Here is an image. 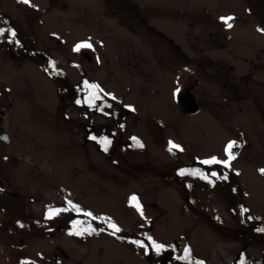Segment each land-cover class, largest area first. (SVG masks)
<instances>
[{
  "label": "flooded vegetation",
  "instance_id": "1",
  "mask_svg": "<svg viewBox=\"0 0 264 264\" xmlns=\"http://www.w3.org/2000/svg\"><path fill=\"white\" fill-rule=\"evenodd\" d=\"M103 1L106 7L110 6L109 2L112 3L111 0ZM225 1L230 4L228 8L231 7V9L222 10V13L215 18L208 14L200 17L188 14L171 16L187 19L189 25H192L195 19L197 32L199 31L198 35L197 32L194 33L197 42H200L202 37L206 39L205 33L215 34L216 39L213 41L216 47L234 51L232 53L237 63L246 66V70L242 73H230L235 69L234 65L226 64L219 58H206L201 55L199 59L218 66L217 73L223 77L228 87L230 84L233 87L237 85L241 93L236 100L248 99L250 113L256 117V84L260 81L256 77L257 66L264 65V31H262L264 29V0ZM3 2L0 1V6ZM28 5L24 3L25 8L17 11L0 9V30L2 29L0 48L9 49L8 65L21 67L25 72L27 68H30L37 74L41 73V76L34 79L29 75L26 78L20 76L19 82L0 81V264H3V260L7 264H69L71 260L68 259V253L95 252L101 255L104 248L111 253H120L96 240L103 233L100 228L105 230L103 224H107L102 218L105 211L98 210L96 205V160L98 156L102 160L121 165V162L128 159L125 151L135 142L142 144L141 139L137 138L134 133L128 132L129 137L123 139L124 133L128 130L126 119H129L131 112L136 118H141L142 124L148 131L164 128L161 120L163 117L159 109L160 92L156 89L157 84L149 85L143 79L135 84L137 90L134 91L133 85L125 83L128 74L117 73L118 71L113 69L109 72L118 80H110L113 83L105 85L106 94L103 96L100 94L101 88L96 82L95 72L91 77L82 74L81 78L73 81L75 76L68 71L70 68L66 69L62 66L58 56L54 53L61 46L68 49L62 39L58 40L56 32H49L52 42L41 45L42 48H35V45H31L33 42L31 25L36 16L29 14ZM204 8L208 9L207 6ZM98 13L101 15H93L95 24L106 31L105 34L96 33L94 36L99 46H107L105 41L113 38L117 33L116 30L119 28L116 27H122L123 31L117 33L123 35L122 40L124 36L130 35L131 38H139L143 45L156 47V51L160 48L158 47L159 41L163 40L169 45L170 52L178 57L170 61H176L177 64V61L188 59L181 58L186 53L181 47V42L178 41L183 35L185 39L183 45H186L187 40L192 37L187 32L188 26L177 27V36H174L162 32L158 26L161 25V15L150 10L107 9ZM227 16L234 17L231 21V28H228L220 19ZM167 17L170 18V16ZM97 18H106V21L98 24ZM13 31L15 36L12 35ZM238 45L243 46V52L237 49ZM122 51L124 53L122 60L125 63L132 61L135 64L140 52L130 48L128 41L127 47ZM76 52L77 54L82 53L93 62V69L97 67L94 65L97 57L93 50L92 54L81 48ZM85 52L89 55H85ZM155 52L152 54L154 55ZM104 59L107 64L110 62L108 58L104 57ZM159 61L160 59L157 60L156 65ZM205 62H202V65ZM33 64L38 65L39 68H35ZM66 64L71 65L70 67H79L80 59H69ZM182 65L185 66L184 62H181L180 66ZM216 69L215 67L213 72ZM202 70L204 74H207L206 66H203ZM152 76L155 78L154 75ZM169 76L170 94L163 95V98L171 102L169 107L174 110L168 116L174 128L179 119L187 122L185 125L188 127L189 118H184L186 114L190 116L202 112V121L224 129L226 115L224 104L216 102L215 106L214 103L211 106L212 104L209 105L205 99L200 103V100L192 93L191 86L187 84L190 76L181 79L180 74L175 73V69L173 75ZM148 79L149 82H155L154 79L149 77ZM119 81L122 83H118ZM8 83L16 85L13 87ZM123 89L133 90V92L125 95ZM140 100L142 103L145 102L143 109L139 106ZM136 109L142 112L141 116L135 113ZM36 110L41 113L38 117L34 115ZM175 110L179 112L177 117ZM31 119L37 121L45 130H49L48 134L43 135L45 131L41 132V128L33 133L31 130L26 133L17 132L22 129L24 120ZM237 120L239 117L238 119L232 118L228 114V124L235 127L236 132L221 138L216 151L214 149L205 155L206 158L215 157L220 161L229 160L226 146L229 142L235 141L236 144L231 150L235 158L230 160V165L203 163L210 165L208 168L188 170L182 164L175 163L173 176H182L181 173L187 176L188 172H191L195 177H201L202 182L199 187L202 189L221 187L231 195L239 193L240 188L235 185L239 167L234 162H239L241 151L246 150V147L251 144L246 128L253 132V126L250 122L249 127L245 128V121L239 120L241 123L239 127ZM183 132L188 133L184 130ZM172 143L180 146L172 148L175 154L184 150L183 143L176 141ZM251 156L253 154H250V158ZM79 158L83 159L82 174L76 170V161ZM261 169L264 167L261 166ZM99 172V178L113 180L111 178L114 173L111 171L101 169ZM259 172L264 175L260 170ZM213 173L216 175H212ZM224 176L227 179H223ZM185 182L187 189L192 190L195 181ZM101 190L105 189L101 188ZM236 206V211L230 215L231 218L238 222H236L238 229L248 231L246 236L250 241H258V249L252 252L244 249L242 253L240 248L237 253H233L231 258L222 260L221 264H264V230H261L264 229V219L247 213L242 209L243 204L240 201H237ZM154 216L156 217L155 213ZM146 219L149 221L151 217L147 216ZM205 220L210 225L217 226L219 231L226 227L223 220L219 221L213 217ZM149 222H152V219ZM151 226L152 223L142 226L143 231H140L142 233L136 237L141 249L138 253L144 257L140 264H214L202 255L192 254L196 251L191 249V244L184 233H179V239L173 238L157 251L156 245L161 244L157 236L155 242L148 237ZM133 231L136 232L135 229ZM114 232L117 231L114 230ZM237 235L240 237L241 233L238 232ZM17 237L19 241L16 242ZM181 238L185 239L183 245L179 243ZM81 243L85 245L83 251L80 249ZM49 253H52V256ZM86 257H82L83 260H74L72 263L85 264L84 261L88 259ZM115 258H117L114 260L115 264H122L118 257Z\"/></svg>",
  "mask_w": 264,
  "mask_h": 264
},
{
  "label": "rangeland",
  "instance_id": "2",
  "mask_svg": "<svg viewBox=\"0 0 264 264\" xmlns=\"http://www.w3.org/2000/svg\"><path fill=\"white\" fill-rule=\"evenodd\" d=\"M0 1L3 2L2 0ZM6 1V3H1V10L17 11L25 8L21 0ZM111 1L112 3L109 2L110 6L108 7L105 6L103 0H30L28 5L29 14L36 16L33 18L31 25V32L33 33L31 45H35V48H42L41 45L52 42L49 32H56L58 40L62 39L68 49L61 46L54 53L58 56L59 63L62 66L66 69L70 68L68 71H71V74L75 76L73 81H77L79 77L81 78L82 74L91 77L95 72L96 82L101 88L100 94L102 96L106 94L105 85L113 83L110 80L117 78L114 75L111 76L109 72L111 69L118 71L117 73H127L128 77L125 83L133 85L134 91L137 90L135 84L141 79L149 85L157 84L156 89L160 92L161 98H159V109L165 115L159 111L161 117H163L161 120L164 123V128L148 131L142 124L141 118H136L132 112L129 113V119H126L128 130L124 133L123 139L125 140L129 137L128 132L134 133L137 138L141 139L143 146H138L137 142L133 143L125 151V154H128V159L125 162H121V165L120 163L102 160L97 156L96 205L98 210L106 212H104V217L102 218L107 224H103V227L106 228L105 230L100 228L103 233L100 236L97 235L96 240L101 242V244H105L107 248H112L120 253H111L106 248H104L101 255L93 252L94 250L92 251L93 253H68V259L71 260L69 264H73L74 260H83L86 256V259H88L84 261L85 264H115L114 260L117 259L115 257H118L122 264H140L144 257L141 256V253H138L141 249L139 246L140 242L136 240V237L142 233L140 232L143 231L142 226L151 223L152 226L149 228L148 237L154 240L153 242L157 241L158 238V242L161 245H167L173 238L179 239V233H184L191 244V249L196 251V253L192 254L202 255L209 262H214V264H221L222 260L231 258L233 253H237L240 248L242 253L244 249L245 251L248 250V252L256 251L258 249V241H250L248 236H246L248 231L242 228L238 229V222L231 218L230 215L236 211V203L240 201L243 204L242 209L247 213L264 219V175L259 172L261 166L264 167V65L257 66L256 77L260 81H257L256 84L255 117L250 113L248 99L236 100V97L241 93L237 85H234L235 88L231 84L228 87L222 79L223 77L217 73L218 66L199 59L201 55L206 58H219L221 59L220 61L226 64L234 65L235 69L230 73H242L246 70V66L239 65V62L237 63L232 53L234 51L216 47L217 45L213 41V39H216L215 34L209 35L205 33L206 39L202 37V40L197 42L194 35L197 32L195 19H193V24L189 25L187 19L171 16L188 14L200 17L208 14L210 17L214 16L215 18L219 13H222V10L231 9V7L228 8L230 4L225 0ZM205 6L208 9H205ZM107 9L126 11L150 10L155 12L161 15V25L158 26L162 32L174 36H177V27L188 26L187 32L192 37L188 40L186 39L187 44L183 45L185 42L183 35L178 40L186 53L181 58L188 59L177 61V64L175 63L176 61H170L178 59V57L170 52L168 49L169 45L165 44L163 40L159 41L158 47L160 48L157 49V51L160 50L159 53L156 51V47L148 46L147 44L143 45L139 38H131L128 35L124 36V40H122L121 37L123 35L117 34L123 31L122 27H116L120 30H116L117 33L114 32L113 38L105 41L107 46H99L94 36L96 33L105 34L106 31L97 27L93 15H101L98 12ZM167 16H170V18ZM151 19L154 20V18ZM105 21L106 18H97L98 24ZM198 33L199 31L197 35ZM1 35L2 29L0 30ZM218 40L220 41V38ZM127 41L130 48L140 52L135 64L132 61L125 63L122 60L124 57L122 50L127 47ZM82 43L92 45L91 48L82 47L81 49H86L90 54H92V50L95 52L97 57L94 63L95 66L97 65L95 69L92 67L93 62L88 60L82 53L77 54L74 49L76 45ZM237 49L241 52L244 51L242 45H238ZM152 52H155V54L153 55ZM8 53L9 49L0 48L1 82H19L20 76L26 78L29 75L33 79L37 76L39 77V75L41 76V73L37 74L30 68H27L25 72L21 67L8 65ZM177 54H179L178 51ZM104 57L110 61L108 64ZM73 58L80 59L79 67H70L71 65L68 66L66 64L69 59ZM117 59L119 60L118 62ZM158 59L160 61L156 65ZM181 62H184L185 66H180ZM202 62L205 63L202 65ZM33 66L39 68L36 64H33ZM203 66H206L207 74L203 73ZM215 67L217 69L213 72ZM81 69L84 71H80ZM174 69L175 73L178 72L180 74L181 79L190 76L187 84L191 86L192 93L200 100V103L205 99L209 105L212 104L211 106H213V103L215 106L216 102L221 105L224 104V111L227 115H225L224 129L218 128L214 124L208 125L206 121H202V112L190 116H186L187 114L183 115L184 118H189V128L185 125L187 122L182 119L177 121L176 129L173 127L174 124L169 122L168 116L174 110L169 107L171 102L165 100L163 95L170 94L169 75H173ZM147 74L155 82H149ZM177 80H179V77H177ZM118 83H122V81ZM8 84L16 85L15 83ZM16 90L20 91L19 88H16ZM133 90L127 91L123 89V93L130 95ZM139 106L143 109L145 102L142 103L140 100ZM226 112L232 118L238 119L239 117V120L245 121V128L249 127L250 122L253 126V132L246 128L250 135L248 137L251 140V144L246 147V150L241 151L239 162H234L239 167L235 185L239 186L240 192L236 195H231L221 187L200 188L201 177H195L191 172H188L187 176L183 174L179 177L173 176V165L175 163L182 164L188 170H195L200 167L208 168L210 164L203 163L206 160H211V158H206L205 155L208 152L211 153L214 149L216 151L221 138L234 134L237 130L231 124H228V114ZM135 113L141 116L142 112L136 109ZM175 113L177 117L179 112L175 110ZM40 114L38 110L34 113L36 117L40 116ZM179 117L181 118L182 116ZM239 120H237V123L241 127ZM38 128H41V132L45 131L43 135H47L49 132V130H45L37 121L32 119L24 120L22 129L17 132L26 133L31 130L33 133ZM182 129L188 131V133L183 132ZM172 141L183 143L185 146L184 150L175 154L170 146ZM170 148L171 150H169ZM250 154H253L251 158ZM82 162V158L76 161V170L80 171V174L83 173L84 165ZM101 169L114 173L111 178L113 180L99 178ZM191 180L195 181L192 190L187 189L185 185V181L191 182ZM101 188L105 190H101ZM134 195L142 207L143 215H141V211L131 200ZM86 200H88L87 197ZM158 213L159 215L157 216ZM147 216L151 217L152 222H149L151 219L149 221L146 219ZM209 217L219 221L223 220L226 227L222 231L217 230V226H212L205 220ZM110 222L116 224L119 231L114 232V229L108 225ZM238 232L241 233L240 237L237 235ZM17 241H19L18 237L16 238ZM84 248L85 245L81 243L80 249L83 251ZM49 255L52 256V253H49ZM3 264H7V262L3 260Z\"/></svg>",
  "mask_w": 264,
  "mask_h": 264
},
{
  "label": "snow or ice",
  "instance_id": "3",
  "mask_svg": "<svg viewBox=\"0 0 264 264\" xmlns=\"http://www.w3.org/2000/svg\"><path fill=\"white\" fill-rule=\"evenodd\" d=\"M21 2L22 3H25V4H29L30 3V0H21ZM220 19H221L222 22H224L226 24V26L228 28H231L232 27L231 21L234 19V17L227 16V17H221ZM262 31H264V29H262ZM12 35L15 36V32L14 31L12 32ZM82 47L91 48L92 45L89 44V43L78 44V45H76L75 50L76 51H79L80 48H82ZM94 87H98V86H94ZM78 103H79V101H78ZM93 139H95V137H93ZM133 139H135V138H133ZM137 143L139 144V142H137ZM170 144H171V148H179L180 147L179 145H176V144H174L172 142H170ZM235 144H236L235 141H231L226 146V152H227V154L229 156V160L220 161V160H217L215 157H213L211 160L204 161V163H221V164H225V165H230V160L235 158V156L233 155V153L231 151L232 148L235 146ZM139 146L142 147L143 145L142 144H139ZM171 148L169 150H171ZM105 150H107V149L105 148ZM260 171L262 173H264V169H261ZM181 174H183V173H181ZM212 175H216V174L213 173ZM205 178H207V177H205ZM222 178L223 179H227L226 176H224ZM131 200L135 203V206L141 211V215H143L142 207L138 203L137 197L134 195L133 197H131ZM77 210H79L78 209V206H77ZM88 215H91V213H88ZM109 226L111 228H113L115 231H119V228H118V226L116 224L110 223ZM261 230H264V229H261ZM76 234L79 235L80 233H76ZM162 247H163L162 245H156V250L159 251Z\"/></svg>",
  "mask_w": 264,
  "mask_h": 264
},
{
  "label": "water",
  "instance_id": "4",
  "mask_svg": "<svg viewBox=\"0 0 264 264\" xmlns=\"http://www.w3.org/2000/svg\"><path fill=\"white\" fill-rule=\"evenodd\" d=\"M86 54H87V53H86ZM184 242H185V239H184V238H181L179 243H180V245H183Z\"/></svg>",
  "mask_w": 264,
  "mask_h": 264
}]
</instances>
